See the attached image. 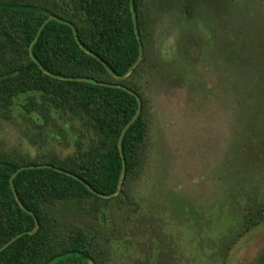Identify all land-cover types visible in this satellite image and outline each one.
I'll return each instance as SVG.
<instances>
[{
    "label": "rangeland",
    "instance_id": "1",
    "mask_svg": "<svg viewBox=\"0 0 264 264\" xmlns=\"http://www.w3.org/2000/svg\"><path fill=\"white\" fill-rule=\"evenodd\" d=\"M180 1L160 12L145 2L136 82L151 127L128 198L96 200L86 217L62 211L97 227L108 264H264V220L241 225V209L264 200V0H196L191 16ZM33 94L45 112L23 93L0 107V154L85 150L93 133L82 119Z\"/></svg>",
    "mask_w": 264,
    "mask_h": 264
},
{
    "label": "trees",
    "instance_id": "2",
    "mask_svg": "<svg viewBox=\"0 0 264 264\" xmlns=\"http://www.w3.org/2000/svg\"><path fill=\"white\" fill-rule=\"evenodd\" d=\"M133 2L144 52L128 76L117 78L103 62L116 75H123L138 56L130 0H0V107L8 108L20 93L36 105L33 92L39 91L51 107L79 116L93 133L85 150L65 157L18 161L0 154V246L23 232L0 251V264H108L97 227L85 218L84 224H73L62 207L86 217L96 200L128 198L125 184L144 165L151 119L136 78L145 62L146 0ZM180 2L191 16L189 9L196 0ZM171 5L172 0H158L157 11ZM15 11L20 14L13 15ZM46 14L66 23L49 20L33 42ZM73 27L83 46L96 56L79 46ZM40 65L51 73L83 79H58ZM130 90L140 98L141 111L122 139L121 188L103 198L89 187L103 194L116 191L122 168L118 138L138 105ZM260 104L264 115V99ZM37 105L44 112L48 108L44 101ZM247 133L246 128L240 131V135ZM259 192L255 190L249 201ZM251 206L241 209L245 230L264 220V200ZM35 218L38 228L29 233Z\"/></svg>",
    "mask_w": 264,
    "mask_h": 264
},
{
    "label": "water",
    "instance_id": "3",
    "mask_svg": "<svg viewBox=\"0 0 264 264\" xmlns=\"http://www.w3.org/2000/svg\"><path fill=\"white\" fill-rule=\"evenodd\" d=\"M130 10H131V16H132V22H133V27H134L135 36H136L137 41H138V44H139V47H138V56H137L136 60L132 63V65L130 66V68L128 69V71H127L126 73H124L123 75H116V74L114 73V71H112V70L106 65V63L103 62V64L105 65L107 71H108L110 74H112L113 76L117 77V78H124V77L128 76V75L131 73V71L134 69V67L139 63V61H140V59H141V57H142V49H143V47H142V42H141V38H140V33H139V30H138V26H137V17H136V11H135V7H134V2H133V0H130ZM52 19H54V20H58V21H61V22L66 23V21H64V20H62V19H59V18H58L57 16H55V15H48L47 18H45V20H43V22L41 23V25H40V27H39L37 33H36V36H35L33 42H34V41L37 39V37L39 36V34H40L42 28L44 27V25L46 24V22H48L49 20H52ZM73 34H74V37H75L76 42L79 44V46H80L83 50H85L87 53H90V54L96 56L92 51L88 50L87 48H85V47L83 46V44L80 42V40H79V38H78V36H77V34H76V30H75L74 27H73ZM30 49H31V46H30ZM31 56H33L32 53H31ZM40 67L43 68L41 65H40ZM43 70H44L46 73H48V74H50V75H52L53 77L58 78V79H63V80H82V79H83V78H80V77L64 76V75H59V74L51 73V72H49L48 70H46V69H44V68H43ZM97 83H98V82H97ZM102 84H104V85H110V86H115V84H107V83H102ZM130 92H131L132 94H135V93H134L133 91H131V90H130ZM135 95H136V94H135ZM136 98H137V103H138V105H137V109H136L134 115L132 116V118L128 121V123H127V124L125 125V127L122 129V131H121V133H120V136H119V138H118V151H119V154H120V156H121V158H122V168H121V172H120L119 180H118V182H117V188H116V191H115L114 193H112V194H103V193H100V192L96 191V190L93 189L92 187H89L90 190H91L94 194H96V195H98V196H100V197H103V198H110V197L116 195V194L118 193L119 189H120L121 181H122V177H123L124 172H125V159H124L123 150H122V139H123L124 133H125L126 129L128 128V126H129L132 122H134V121L136 120V118L138 117V115H139V113H140V111H141V106H142V105H141L140 98H139L137 95H136ZM24 167H25V166H22V167L19 168L18 170H20V169H22V168H24ZM28 167H32V166H28ZM56 170L63 172V170L60 169V168H56ZM14 194H15V198H16L17 202L19 203V205H20L21 207H24L23 204L21 203L19 197L17 196V194H16V193H14ZM37 228H38V221H37V219L35 218V225H34V228L31 229V230L28 231V232H29V233H34V232L37 230ZM21 234H23V232L17 234L16 236L12 237V238H11L10 240H8L7 242H5L4 244H2V246H0V251H1L2 249H4L7 245H9V244H10V243H11L16 237H18V236L21 235ZM88 264H93V262H92V261H88Z\"/></svg>",
    "mask_w": 264,
    "mask_h": 264
}]
</instances>
